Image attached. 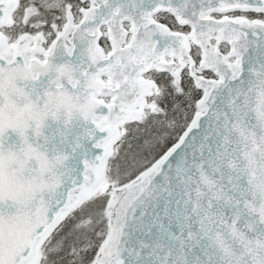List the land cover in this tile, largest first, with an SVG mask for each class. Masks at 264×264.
I'll use <instances>...</instances> for the list:
<instances>
[{"label": "snow or ice", "instance_id": "snow-or-ice-1", "mask_svg": "<svg viewBox=\"0 0 264 264\" xmlns=\"http://www.w3.org/2000/svg\"><path fill=\"white\" fill-rule=\"evenodd\" d=\"M0 264H264V0H0Z\"/></svg>", "mask_w": 264, "mask_h": 264}]
</instances>
